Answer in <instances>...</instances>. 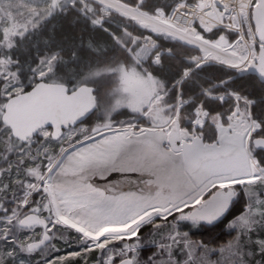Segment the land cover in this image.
Here are the masks:
<instances>
[{"label":"snow or ice","instance_id":"obj_1","mask_svg":"<svg viewBox=\"0 0 264 264\" xmlns=\"http://www.w3.org/2000/svg\"><path fill=\"white\" fill-rule=\"evenodd\" d=\"M0 264H264V0H0Z\"/></svg>","mask_w":264,"mask_h":264}]
</instances>
